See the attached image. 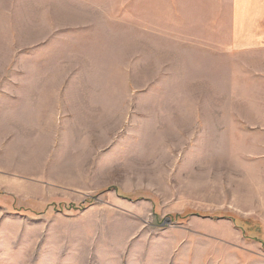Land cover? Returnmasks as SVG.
Here are the masks:
<instances>
[{
	"label": "rangeland",
	"instance_id": "obj_1",
	"mask_svg": "<svg viewBox=\"0 0 264 264\" xmlns=\"http://www.w3.org/2000/svg\"><path fill=\"white\" fill-rule=\"evenodd\" d=\"M182 1L0 0V264H264V50Z\"/></svg>",
	"mask_w": 264,
	"mask_h": 264
},
{
	"label": "crops",
	"instance_id": "obj_2",
	"mask_svg": "<svg viewBox=\"0 0 264 264\" xmlns=\"http://www.w3.org/2000/svg\"><path fill=\"white\" fill-rule=\"evenodd\" d=\"M170 12L184 16L186 34L192 23L194 35L202 37L194 38L193 44L202 42L197 52L212 50L226 54L264 50V0H185L176 9L171 4ZM176 34L183 33L176 31ZM189 43L187 40L188 49L192 48ZM196 58L192 67L204 69L205 60ZM184 66H190L189 61ZM189 77L184 75L180 79ZM192 78L202 79L200 76Z\"/></svg>",
	"mask_w": 264,
	"mask_h": 264
}]
</instances>
